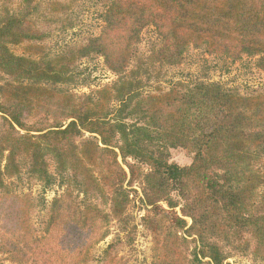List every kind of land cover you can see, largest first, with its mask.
Instances as JSON below:
<instances>
[{"label":"trees","instance_id":"1","mask_svg":"<svg viewBox=\"0 0 264 264\" xmlns=\"http://www.w3.org/2000/svg\"><path fill=\"white\" fill-rule=\"evenodd\" d=\"M102 2L99 34L51 54L37 18L68 5L49 3L46 14L40 0H0V255L87 264L113 221L130 244L137 181L152 264H228L232 253L264 264V90L206 76L160 80L190 49L264 72V0ZM148 28L153 39L140 52ZM93 56L116 78L76 93V64ZM175 148L191 162L171 161ZM23 180L63 190L46 206L18 189ZM36 208L46 210L40 227ZM121 241L102 251L103 264H123L109 255Z\"/></svg>","mask_w":264,"mask_h":264},{"label":"rangeland","instance_id":"2","mask_svg":"<svg viewBox=\"0 0 264 264\" xmlns=\"http://www.w3.org/2000/svg\"><path fill=\"white\" fill-rule=\"evenodd\" d=\"M103 0H40L42 11L48 14V4L58 2L68 5L67 14L57 13L55 15H47L46 18L39 17L37 21L41 26L45 27L49 34L45 39V45L51 54H55L66 46L84 41L89 36L98 35L103 20L101 13L103 12ZM20 0H14L19 3ZM61 12V11H59ZM153 32L150 28L146 29L139 44V51L144 52L148 49ZM76 74H78V83L73 86L76 93L88 92L90 89H96L111 84L115 80V75L109 71L100 56L83 58L77 62ZM163 76L160 78L161 83L169 86L173 81H192L196 78L206 76L207 79L218 81L226 86H238L242 92H248L251 89L264 90V72L257 70L247 60H240L233 64L210 55L203 54L196 49H190L185 56V60L179 66L165 67L162 69ZM152 82V81H151ZM150 82V83H151ZM152 89L146 86V90ZM88 134H86L87 136ZM170 160L179 164L187 165L191 162V155L182 148L170 150ZM125 167V166H124ZM126 169V168H125ZM18 185V189L23 192H31L33 197L42 195L49 206L51 200L60 195L63 187L57 184L52 185L45 191H42L41 185L38 183H28L26 180ZM130 197L132 199L129 206V214L132 217L131 225H135L134 239L128 244L126 238L118 231L117 224L113 221L110 224L109 234L92 249L90 254L92 259L87 264H103L101 259L102 251L109 243L116 242L117 238L122 241L110 251L109 255H116L121 258L123 264H152V247L153 238L151 233L142 225L141 218L146 214L145 205L140 202L141 190L137 181L133 182L129 187ZM166 207L164 203H161ZM45 209L36 208L32 214V222L36 227L41 226V220L45 216ZM178 211V209H177ZM188 224L190 220L186 218ZM181 234V232L179 233ZM191 239V237L189 238ZM118 243V242H116ZM194 244L188 245V258H192L190 254ZM202 264H208L207 258H200ZM186 264H188L184 258ZM224 263L228 264H256L247 254L232 253L225 259ZM0 264H13L5 260L0 255ZM198 264V263H196Z\"/></svg>","mask_w":264,"mask_h":264}]
</instances>
